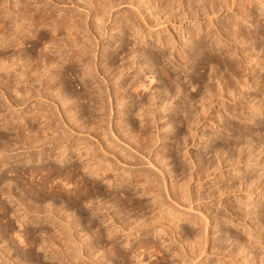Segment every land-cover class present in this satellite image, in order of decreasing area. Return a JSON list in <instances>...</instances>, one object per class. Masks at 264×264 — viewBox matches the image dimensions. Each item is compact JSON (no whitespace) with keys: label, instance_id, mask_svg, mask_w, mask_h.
I'll list each match as a JSON object with an SVG mask.
<instances>
[{"label":"rangeland","instance_id":"obj_1","mask_svg":"<svg viewBox=\"0 0 264 264\" xmlns=\"http://www.w3.org/2000/svg\"><path fill=\"white\" fill-rule=\"evenodd\" d=\"M20 1L21 0H19V2ZM30 1L33 5L41 7H43V5H49L50 8L55 11L57 18L66 16V14L69 16H75V14H77L75 18L81 19V30L85 38H87L86 42H89L90 37L92 40V32L96 31L98 21L96 23V21L89 16L88 9L83 5L84 0ZM111 1L114 2V5H111L112 8L110 7L107 15L104 16L103 21L105 22H102L103 26L109 28L115 20L124 19L126 17L131 20L133 19L134 24L130 25L129 32L125 31L123 35L117 32V29L107 31L106 28L101 27V25L100 32L102 36L99 38L97 44L93 41L89 49L97 54L98 59L92 57V60L100 67L101 64L106 62L104 60L105 56L102 55L103 44L107 43L108 40H114L116 46L105 53H111L110 57L114 62L112 68L115 71L119 67H122V63H129L133 61V58L134 61H137V66L130 68L125 73L124 77L122 76L109 82L111 89H115L122 83H127L124 92L126 95V104L128 105L131 100L135 101L134 105L127 108V113L125 112L123 117H120L119 113L120 109L123 107L122 103L115 102L114 97H116V94H112L113 102L111 101L110 103L107 98V91L103 87L104 85L100 79L98 80L101 82L103 91H105L102 98L107 114L102 115V121L97 123V126V124L92 122L90 117V114L93 113V108L91 106L93 97L91 95H89L90 97L88 96V98L73 96L72 99L65 104L55 96L54 92L50 93V90H45L46 79L44 76L36 77L37 79L34 78V76L29 79L23 77L18 83L21 68L17 71L15 69H10L6 73H0V113H4L8 121H11V124H2L0 122V207H8V213L5 215H3L0 210V237H2L0 238V246L11 249L10 257H4L0 253V264H14L13 261H16L17 258H19L22 263L25 262L26 264H98L99 254L101 253L105 254V257L109 259L112 264H177V259L173 255V251H177V247L181 252H185V249L188 248L189 250L191 248L190 246L192 245L187 247L181 243L180 238L182 239L188 236L189 239L191 238L190 240H192V238L194 239L198 232V225L193 222L191 223L190 219L195 217L200 223V209L205 211L208 216L210 215V221L207 227L209 228V236L211 238L225 234L226 231L231 235L227 242H222V250L226 251L235 244L233 235H237L240 242L245 243L249 237V233H252L248 231L249 223L252 221L254 226L257 223V219H253L255 215L250 218L249 216H245V218L240 217L238 219L236 214L233 213L232 220L236 223V226L227 222L219 224L217 230L215 225L218 224V220L213 218L214 214L219 211L222 219H229L230 213L234 212L235 208L241 206V208L244 209L243 202L249 201L252 203L258 199L260 203L264 198V195H262L264 194V190L261 191L264 182V167L259 168V166L255 164V160L253 162V167L249 168V163L245 160L248 155L247 152L251 148L247 147V144L243 145L242 161L239 165L221 167L220 170L216 172V177L221 176V181H226L229 184L234 180H239L240 175L243 174L249 176L251 180L254 178L259 179L257 184L258 187L254 191H252L253 189L250 190V188H247V190H245V188L240 190V188L239 190H235L236 192L233 191L227 194V199L231 202V206L226 207L220 202H216L212 197H209L208 193L216 188V184L211 181L213 180V174H210L209 170H201L200 168V172H204L200 179L196 174V170L201 167V165L206 166L207 163L213 159L208 144L210 143L211 135L215 133L216 130L221 134V136L216 139V142H218L227 138L230 139L235 135V131H229L225 128V126L228 125H234L232 127L237 128L240 123L244 122L252 123L257 126L260 124V126L264 127V96L261 97V95L258 94V88L264 90V82L261 85L262 82L259 80V76L264 75V47L262 46V44H264V38L254 37L250 34L255 29L264 33V2L255 0L252 5L249 7L246 6V10L249 13V15H246V11L245 13L242 12V10H244V6H242L243 3L240 4V2L238 3L237 1V6H232L230 0H222L223 2L219 5L215 4L214 7L209 5L207 0H195L194 3L188 0H168L169 3L166 1L163 2V0L159 2L157 0H131L130 3H128L130 0H128V2H122V0ZM9 2L10 8L13 9L16 7L15 2L17 3L18 0H10ZM162 2L169 9L165 8ZM6 5L7 3L5 0L0 1V12L7 10ZM230 7L231 9H229ZM233 7L236 8V12L239 15H237L236 18L239 17V28L241 32H243V36L241 35V37L238 38L239 41L237 39L235 42L229 40V38L226 39L225 35V37L216 35L218 37L216 38L220 41L219 45L210 42L206 44L208 47L206 46L207 50L205 51V56L219 61L222 59L221 63H223V65L224 63L225 65H230L233 60L239 58L241 60V55L238 54L241 46L246 48L253 43L254 48L252 53L256 55V60L259 61L260 58L262 62L261 67L254 64V61L250 62L249 65H252L253 68L250 74L255 76L258 81L256 82L255 88L253 87L254 89L248 88L244 91L242 90L243 95L239 96V93H237L236 96L234 95V99L226 93H220V86L223 85L222 82L227 80L229 83L230 81L232 84L235 83V81H233L234 78H231L228 72L224 71L225 69L223 67H221V71L217 69L218 74L222 76L226 74L223 76V80H226L222 81L221 84L217 78L214 79L212 77L214 73L213 69H216L214 68L215 65L200 64L198 57L195 66L191 70H187L184 60H177V55L182 49L181 42L188 37V28L193 30L195 34L194 40H199L200 37L207 32L216 33V29L219 28L218 26L220 24H222L225 29L228 24L227 16L232 13ZM239 7L242 9L239 10ZM138 11L142 14V18L139 17ZM241 12L245 15H241ZM87 23L88 25L90 24L91 31L87 28ZM40 29V33L45 35L46 38L40 40L37 37H30L29 39L27 38L22 45L25 50L33 52V63L39 52L48 50V45H50L53 39V32L50 30V27ZM34 45L37 46L36 49H32ZM226 47L232 48V54H230L229 51L225 52V50H227ZM16 49L17 47L14 46H9L7 48L1 47L0 59L6 61L8 58H13ZM246 52H248V48H246ZM146 58L151 63H154V61L157 63L151 66L154 70V74L152 75L154 78L148 75L151 73L147 70L148 67L142 63L143 59ZM159 63L166 65L171 70L172 86L174 89L170 92L168 101L166 102L167 104H162L164 107L167 106V109L164 111L165 118L157 123L160 125V123L167 122L166 127L156 133L154 132L155 130H153L154 127H152L153 129L151 130L154 135L161 134L160 132L163 134L166 130L167 138L158 139L149 150L147 149L148 151H142L138 149L136 143L132 140H127L128 138L125 137V135L126 132H135L134 134L138 135L143 131L142 129H144V120L139 116V108L144 107V105H141V103L144 102L142 97L145 98V96H149L152 92L156 91H161L160 94L164 95V89L170 86L169 80L160 73V66L162 65ZM71 68L73 69L71 63L65 64V70L63 71V75L65 74L64 87L66 90L76 95L83 92V84L80 81L82 75L79 74L76 67L72 72H69L68 69ZM236 69L244 75L243 78H246L245 74L249 72L248 70L242 72V67L239 65L236 66ZM136 71L139 73L138 77L132 78V75ZM216 72L215 70V73ZM228 76L230 77L229 79ZM202 79L207 82L210 87L215 88L218 85V90H220L219 93H213L216 97L214 95L210 96V101L208 99V101L203 100L208 91L201 95L197 94L198 89H204L201 87L200 83H197L198 80L201 82ZM219 84L221 85L219 86ZM136 86L139 87L135 90L134 88ZM220 94H222V96ZM253 97L255 98L253 99ZM240 99L242 100L241 104H239ZM258 100L260 101L258 102ZM72 102L74 106H76L74 111L77 113L74 117H79V120L85 124L82 128L77 124L78 122H74L73 116L65 111L67 105ZM258 103L262 107V113L255 109L254 111L256 113L251 116L252 120H250V122L248 119L252 114L250 107L252 104L258 105ZM242 104L245 106V109H241L243 106ZM110 105L113 109L111 116H109ZM179 106L181 109H187L186 112L188 116L190 115V118L188 117L189 119H187L188 122H185V112L180 113ZM246 106H248V108H246ZM37 110H42L51 121L52 127L49 130V137L44 140V142H39L35 145H23V141H21L22 145L20 144L21 142L16 143V136L13 132L14 125H19L21 123L23 124L22 126H24V133L32 134V132H34L35 129H39L41 123L45 121L43 118H39V116H36L35 119L30 121L29 118L31 117V113ZM203 111H205L206 115L203 114ZM119 120H126L128 123L127 131H122L117 128ZM29 124L31 128H28ZM96 126L99 128H94ZM29 129L31 130L29 131ZM110 130H113V132ZM258 132L259 131H256L255 135H257ZM259 136L264 137V135ZM248 138L251 140L253 139V137L250 136H248L247 139ZM252 143L253 148L251 150H253L254 154H257L261 147L254 142ZM77 147H81L80 152L85 154V152L88 151L90 154L86 156L83 155L82 157L76 156ZM158 150H162L166 154V159L160 163H158V160L154 157L155 152H158ZM69 156L71 157L68 159ZM262 156V159H264V152ZM147 158L151 159L157 168L155 167L154 169V166H149L150 164H147ZM60 159L64 160L61 161ZM87 161H90V165L93 166L94 164L97 167L94 166L93 168L90 167V169H87L85 166ZM164 163L166 164L164 165ZM35 168L38 169V172L33 179L30 177L28 170ZM103 168H107V171L102 175L99 171ZM10 170H16L17 172H11ZM65 171L71 173L70 179H66L68 182L65 180V175L59 174V172ZM141 173L146 174V181H148L147 185L149 183L152 184V186L158 187V199H160V203H158L159 208L157 204L153 202L150 195L142 193V185L137 184L133 180L135 174ZM190 174L192 179L187 185V197L185 200H177V195L175 194L177 190L173 192L174 189L173 186H171V182H182L187 179ZM230 174H233L232 179H229ZM44 177H47L48 184L54 185L56 190L62 185L67 189H71L73 185L76 184L81 190H87L91 193L90 200L92 199V201H86L82 196L73 198L72 194H64L61 192L60 196L64 198L65 202H52L49 200L41 202L36 199V194L32 192L36 191V183L41 182ZM124 178L126 181L123 182ZM31 180L34 181L31 182ZM237 185L238 183H235V186ZM31 188L32 192L30 190ZM8 189L10 192L7 191ZM24 191L27 193V199H29V203L25 202V204L18 200L20 199L19 196L21 192ZM50 191L51 190L48 191V194L59 196L57 192L55 194L54 191H52V193H50ZM190 193H192V196L198 195L201 196V198L198 200L193 199L191 202ZM129 205H141L143 209H131ZM18 206L20 209L16 210ZM188 206L192 208L189 209ZM29 207L31 209H29ZM48 207L52 212L45 211ZM92 209H94L93 213L91 212ZM156 210L159 211L162 217L159 227L165 228V232H167L168 235L161 234L162 237H156L152 232L141 233L145 231L146 226H142L140 228L141 230H129L128 232L126 229L123 230L120 227V220L130 222L137 216L144 215L147 217ZM250 210L255 211V213L258 212V208L253 205L250 206ZM116 211L118 214L113 215ZM67 213L69 217L65 216ZM177 217L181 218L179 227H176ZM73 218L78 220L73 223L75 221ZM49 219H52L55 224L53 225L51 224L53 222H48L47 220ZM68 223L72 226L70 232H67L70 233L71 238H69V240L71 243L66 241V245H64L63 241H58V239L61 240L64 236L58 234L59 232L57 230L59 229L57 228L62 225L68 226ZM78 223L80 224L78 225ZM262 225L264 226V224ZM38 226L45 228V231H39ZM80 228L83 229L80 230ZM112 228H114L113 232L109 234V229ZM213 229L216 230L215 234L212 233ZM61 230L63 229H60V231ZM261 231L264 233V228H259L257 232ZM127 233L129 234L127 236L129 244H125L126 238L124 235ZM87 235L92 239L93 245L95 248L99 249V252L95 251L97 249L94 248L95 250H93L95 252L92 250L89 254H86L85 239ZM262 235L264 236V234ZM1 239H3L4 242H2ZM152 240L154 242L157 241L161 247V252L158 253L154 248L146 249L142 247L139 250L142 255H140L138 259H134L133 252L138 245ZM218 241L219 239L212 238L208 246L202 243L201 250H206L205 254H209L211 246ZM61 242L62 245L60 244ZM262 247L264 248V241ZM260 249V247L256 249L258 258H255L250 264L261 263L259 259L261 256L263 257V254ZM188 250H186L187 254L189 253ZM121 252H126V257L124 259L118 256V253ZM187 254L185 255L187 256L185 257V261H187L188 264H204L201 263L202 260L208 261L206 258L207 256L201 254L197 256L198 258L195 257L191 263V255L189 253V258ZM209 257L210 262L207 264H219V260L215 255H209ZM220 257L223 260L227 258L224 253H222ZM226 264L232 263L227 262Z\"/></svg>","mask_w":264,"mask_h":264},{"label":"bare ground","instance_id":"obj_2","mask_svg":"<svg viewBox=\"0 0 264 264\" xmlns=\"http://www.w3.org/2000/svg\"><path fill=\"white\" fill-rule=\"evenodd\" d=\"M5 1L7 3V5H6L7 10L0 12V48L1 47L7 48L9 46H14V47H17V49H16V52L13 51L14 52V55H13L14 57L12 56L13 58H10V59L6 58L7 59L6 61H4V60L2 61L0 59V73H6L10 69H15L17 71L18 69L21 68V71L19 72L20 77L18 78V80H19L18 83L22 80L23 77L25 79H29L32 76H34V78L44 76L46 79L45 80V90H50L51 91L50 93L54 92L55 96L58 97L59 100H61L65 104L67 103V101L71 100L73 96L88 98V96L91 95L93 97V99H92L93 102L91 104V106L93 108V113L90 114V117L92 119V122H94V124L101 122L102 121V115L107 114L106 113L107 110L105 111V104H103L104 100L102 98L103 93H105V91H103V89L101 87V82L103 83V85H104L103 87L107 91V94H108L107 98L109 99L110 103H111V101L113 102L112 94H116V97H114L115 102L122 103L123 107L119 111L120 117H123V115L125 114L128 107L135 104L134 100L129 101L128 105L126 104V95L124 92H125V85L127 83H125V84L122 83L121 85L117 86L115 89H111L109 82H111L113 79L120 78L122 76L124 77L125 73L130 68H133V66H137V61H134V58H133V61H131L129 63H126V64L122 63L121 64L122 67L121 68L117 67L118 69L115 71L112 68V65L114 62L110 57L111 53L110 54H109V52H108V54L105 53L107 51H110V49H112L116 46V44H115L116 42L114 40H110V41L108 40L107 43L103 44L102 55L105 56L104 60L106 62L101 64L100 67L97 65L96 62H94V60H92V57L97 58V54H95L94 52H92L89 49L91 44H93V41H95V43L97 44L99 38L102 36V33L100 32L101 31L100 30L101 25H102L101 27L106 28L107 31L117 29V32H120L123 35L125 31L129 32L128 31L129 26L134 24L133 19L131 20L130 18L126 17L124 19L115 20V22H113L109 28H107L106 26H103L102 22H105V21H103V18L105 15H107L108 9H110V7L112 8V6L114 5V2H112L111 0H104V2H103V0H101L102 2L100 0H84L83 5L85 6V8L88 9L89 16L92 19H94L96 21V23L98 21V23L96 25V31L92 32L93 38L91 40L90 39L91 37H90L89 42L87 43L86 42L87 38H85V36L83 35V31L81 30V25H82L81 19L75 18L77 14H75V16H69L68 14H66V16H62L60 18H57L55 11L52 10L49 5H43V7H41L38 5H33L30 0H21L20 2L18 0L17 3L15 2V4H16L15 6L17 8L14 7L15 9L14 8L11 9L10 8V2H9L10 0H5ZM77 1H79V0H77ZM125 1L128 2V0H122V2H125ZM157 1L159 2L160 0H157ZM164 1L168 2V0H163V2ZM188 1L189 2L191 1L192 3H194L195 0H188ZM200 1H203V0H200ZM207 1L209 2V5H212L213 7L215 4L219 5L221 2H223L222 0H207ZM230 1H231L232 6L233 5L237 6V1H238V3L240 2V4L243 3L242 6H244V10H242V12L245 13V11H246L247 12L246 15H249L248 11L246 10V6L249 7L250 5L253 4V2H255V0H230ZM261 1L264 2L263 0H261ZM122 2H120V3H122ZM130 2H131V0L128 3H130ZM163 5H164V3H163ZM164 6H163V9H164ZM165 8H168V7L165 6ZM229 9H231V7ZM234 9L232 10V13H230L227 16L228 17L227 18L228 19L227 27L224 29V26L222 24H220L218 26L219 28L216 29L217 30L216 33L207 32V33L203 34L199 40H194L195 34L193 33V30L191 28H188L187 29L188 37L184 41L181 42L182 43L181 44L182 49L179 51V53L177 55V60H184V63H186L187 70H191L195 66V62H196L198 57H199V63L200 64L215 65L214 68H216V69H213L214 73H213L212 77L214 79L217 78L220 83L222 81L226 80V79L223 80L224 79L223 76H225L226 74L223 76L221 74H218V70H220V69L222 70L221 67H223L225 69V70L224 69L223 70L225 72L227 71L228 74L231 76V78L235 79V80L233 79V81H235V83L232 84L231 81L229 83V81H227V80L225 82H222L223 85H221L222 83L219 84V86L221 85L220 86L221 87L220 93H224V94L226 93L232 99H234L233 97H234V95L236 96L237 93H239V96H242L243 95L242 90L244 91L248 88H253V87L255 88L256 82L258 80H257V78H255V76L250 74V71L253 68H252V65L250 66L249 64H250V62L254 61V64L261 67V62H262L260 58H259V61L256 60L257 59L256 55H254V53H252V50L254 48L253 43H251L248 47H246V48H248V52H246L245 47L241 46L239 49L240 52H238V54L241 55L240 56L241 60H240V58L236 59V60L232 59L233 61L231 62L230 65H227V64L225 65V63L223 65V63H221L222 59H221V61H219V60H215L214 58L205 56V51L207 50V47H208L206 44H209V42H210V43H214L216 45H219L220 41H219V39H217L218 37L216 35H219V37L221 35L222 36L225 35L226 37L225 36L224 37L226 39L229 38V40H233L236 42L237 39L239 37H241V35L243 34V32H241V30L239 28V26H240L239 25L240 22L238 20L239 17L236 18V16L238 15L236 12V8H234ZM241 9L242 8H240L239 10H241ZM211 11H213V10H211ZM242 12H241V15H245ZM138 15H139V17H141L142 14H140V12L138 11ZM87 25H88V23H87ZM45 27H50V30L53 32V33L51 32L53 34L52 35L53 39L51 40V42L49 41L50 45H48L49 46V48H47L48 50H45V51L43 50L42 52H39L37 54L36 60L33 63L32 62V58L34 57V55L32 54L33 52L29 51V50H25L22 45L24 44L25 40H27V38L29 39L30 37H32V38L37 37L40 40L43 38H46L45 35L40 33V30H41L40 28H45ZM87 28L89 29V31H91L90 24L87 26ZM222 30L224 33L222 32ZM138 31H140V30H138ZM250 34L254 37L264 38V33L259 32L256 29L253 32H251ZM238 41H239V39H238ZM262 46L264 47V44H262ZM36 47L37 46L34 45V46H32V49H36ZM12 49H15V48H12ZM45 49H46V47H45ZM226 49L227 50H225V52L229 51L230 54H232V52H233L232 48L226 47ZM235 54H236V52H235ZM57 56L60 58H58ZM66 63H71V65L73 67V69L72 68L68 69L69 72L70 71L72 72V70H74L76 67L79 74L82 75V77L80 79L81 83L83 84V92L82 93H78L75 95V94H72L71 92H69L68 90L65 89V87H64V83H65L64 75L65 74L63 75V73H64L63 71L65 70V64ZM142 63H144L145 66L148 67V69L147 68L146 69L149 70V72L151 73L148 75L151 76V78H152L153 77L152 75L154 74V70L151 66H153L154 64H157V63H155V61H154V63H151L148 61L147 58L143 59ZM160 65H162V66H160V73L163 74L169 80L170 86H168L164 89V91H165L164 95L160 94L161 91L160 92L156 91V92H152V94H150L149 96H145V98L142 97L144 102H142L141 105H144V107L139 108V112H140L139 116H141L142 119L144 120V126H143L144 129H142L143 131L138 135L134 134L135 132L134 133L126 132V135H125V137L128 138L127 140H132L134 143H136V146L138 147V149H140L142 151L147 150V149L149 150L150 147L154 143H156V141L158 139L165 138L167 135L166 130L163 134H162V132H160L161 134H155V135L153 134V132L151 130V129H153L152 127H154L153 130H155L154 132L156 133V132H159L162 129H164V127H166L167 122H164L162 124L160 123V125L157 123H158V121L165 118L164 111L167 109L166 108L167 106L164 107L163 105L168 101L171 90L174 89L172 86L171 70L164 64H160ZM238 65L240 67H242V72L243 71L245 72V70L249 71V72H246V74L244 73L246 78L245 77L243 78L244 75L237 71L236 66H238ZM215 70L217 71L216 73H215ZM139 72H140V70H139ZM138 74H139L138 71H136L132 75V78L138 77ZM259 77H260L259 80H261L260 82H262L261 83V85H262L264 82V75L259 76ZM229 78L230 77L228 76V79ZM98 79H100L101 82H99ZM197 83L198 84L200 83L201 87L204 88L203 90H201V89L197 90L198 95H201L202 93H204V92L206 93V91H208V93H206V95L204 94L205 96H204L203 100H207V99L209 100L210 96H213V95L215 96V94H213L214 92L219 93V91H220V90H218V85L215 88L210 87V85L207 82H205L203 79L201 80V82L198 80ZM230 86L232 87V89ZM138 87L139 86H136L134 89L136 90ZM199 87H200V85H199ZM258 91H259L258 94H260L261 97L264 96V90L263 89L258 88ZM220 95L222 96V94H220ZM254 98L255 97H253V99ZM259 101L260 100H258V102ZM241 102H242V100L240 99L239 104H241ZM222 106H224V105H222ZM75 108H76V106H74V104L72 102L71 104L69 103L67 105L65 111L69 112L70 113L69 115L73 116L72 118H74L73 119V120H75L74 122L75 123L78 122L77 124L82 128L85 124L81 120H79V117H74L77 114L74 111ZM246 108H248V106H246ZM250 108L252 110V111L250 110L252 112V114L248 118L249 121L252 120L251 116H253V114L256 113L254 111L255 109H257V111H260L262 113V110H261L262 107L259 103H258V105L252 104ZM241 109H245V106L243 105L241 107ZM112 110L113 109L110 105V110H109L110 115L109 116H111ZM186 110L187 109H181V107H180V113L185 112V115H184L185 122H188L187 119L190 118V115L188 116ZM203 114H205V111H203ZM36 116H39V118H43L45 121H43L41 123L39 129H35L34 132H32L33 131L32 130L31 131L32 134H28V133L25 134L24 133V126H22L23 124H21V123L19 125L13 126V132L15 133L16 140H17L16 143H20L21 141H23V145H25V144H27V146L28 145H35V144H38L39 142H44V140H46L49 137V130L51 129L52 124H51V121L49 120L48 116L42 110H37L36 112L31 113V117L29 118L30 121L35 119ZM202 118H204V117H202ZM169 119H173V118H169ZM0 122L2 124H11V121H8V119L6 118V115L4 113H0ZM224 125H225V123H224ZM29 126H30V124H29ZM29 126H28V128H31V126L30 127ZM97 126H98V124H97ZM97 126L94 128H99ZM127 126H128V123L126 122V120H119L117 128L122 130V131H127V128H128ZM232 126H234V125H232ZM232 126H229V125L225 126V128H227L229 131L233 130L236 132L235 135L232 136L230 139L227 138V139H224L222 141L216 142V139H218L221 136V134L219 133L218 130H216L215 133H213L211 135L210 143L208 144V148H209V151L211 152V154L213 156V159H211L207 163L206 166L201 165V167L197 168V170H196V174L199 176L200 179L203 176L202 173H204V172H200V168H201V170H206V171L209 170L210 171L209 173L213 174V180H211V181L214 182V184H216V188L208 193L209 197H212V199H214L216 202H220L222 205H224L226 207L231 206V202L228 201V199H227V194H229L235 190H239L240 188H241L240 190H243L244 188H245V190H247V188H250V190L253 189L252 191H254L258 187L257 184L259 182V179L254 178L251 180V179H249L250 178L249 176L243 174V175H240L239 180H234L232 183L229 184L226 181H221V179H220L221 176L216 177V172L219 171L221 167H233V166L239 165V163H241V161H242L243 145L247 144V147H250L252 149L253 148L252 142H254L259 147H261V149L257 154H254L253 150L249 149L247 152L248 155H247V158L245 161L247 163H249V168L253 167V165H254L253 162L255 160H256L255 164L258 165L259 168L264 167V159H262V157H263L262 154L264 152V137L259 136V135H264V127L260 126V124L257 126L255 124L253 125L252 123H244V122L240 123L238 126L236 124L237 128L232 127ZM30 130L31 129H29V131ZM110 131L113 132V130H110ZM256 131H259L258 132L259 135L258 134L255 135ZM248 136L253 137V139L252 140L249 138L247 139ZM20 144L22 145V142ZM76 150H77L76 156H78V157H82L83 155L86 156V155L90 154V152L88 153V151H86L85 154L80 152L81 147H77ZM163 151H164V149H163ZM163 151L158 150V152H155V155L153 154L154 157H156V159L158 160V163L163 162V160L166 159V154ZM70 157L71 156H69L68 159ZM64 159H60V160L63 161ZM13 160H14V158H13ZM15 160H16V158H15ZM89 162L90 161H87V163L85 165L87 169H90V167L93 168L95 166L94 164H93V166L90 165ZM147 164H150L149 166L152 165L151 167L154 166L153 167L154 169H155V167L157 168V166H155L153 164V162L151 161V159H149V158H147ZM165 164L166 163H164V165ZM195 165H197V164H195ZM95 167H97V166H95ZM10 171L12 172V171H16V170H10ZM28 171H29L30 177L33 178L34 176H36L38 169L35 168V169H30ZM106 171H107V168H105V169L103 168L99 172H100V174L103 175L106 173ZM59 174L65 175V177H66L65 180L66 179L69 180L71 177V173L69 171H65V172H61V173L59 172ZM97 174H98V172H97ZM232 175L233 174H230L229 179L233 178ZM0 179H1V176H0ZM191 179H192V176L190 174L189 177L187 179L183 180L182 182L177 181V183L176 182H171L172 184L170 183L171 186H173V189H174L173 192H176V190H177V192L175 193L177 195V200L178 199L179 200H181V199L185 200V198L187 197L186 193H188L187 185ZM210 179H212V178H210ZM68 180H66V182H68ZM133 180L137 184L142 185V188H143L142 193L150 195L151 198L153 199V202L155 204H157V206H158V203H160L159 202L160 199H158L159 198L158 197L159 196L158 187L152 186V184H149V183L147 185L148 181H146L147 180L146 174H143V173L135 174ZM33 181L34 180H31V182H33ZM124 181H126L125 178L123 179V182ZM235 183H238V185L235 186ZM144 185H146V186H144ZM55 188L56 187L54 185H49L47 177L46 178L44 177V179L41 182L36 183V191L32 192V188L30 190L32 193L36 194V196H35L36 199H38L41 202L49 200L52 202H62L63 203V202H65V200L63 197L60 196L61 192L64 194L70 193V194H72L73 198L82 196V198L84 200L90 201V202L92 201V199L90 200L91 193L87 190H81V188L79 186H77L76 184L73 185V188H71V189H67L63 185L58 187L57 190ZM49 190H51L50 193H52V191H54L56 194V192H57V194L59 196H55L53 194H48ZM262 190H264V182L262 184L261 191ZM7 191H9V189ZM184 191H186V192H184ZM14 192H16V191H14ZM183 192L185 193L186 196L184 195ZM215 194H217V195H215ZM26 195H27V193L25 191L21 192V194L19 196L20 199H18V200H20L24 204H25V202L29 203V199H27ZM262 195H264V194H262ZM174 197H175V195H174ZM190 197H191V202L193 201V199L198 200L201 198V196H198V195L192 196V193H190ZM22 203H19V204H22ZM243 203H244V205H243L244 209H242L241 206H238L237 208H235L234 212L230 213L229 219H222V216L219 214L220 213L219 211L216 212V214H214L213 218L218 220V224L215 225L217 230H218L219 224H223V223H227V222L236 226V223H234L232 220V214L233 213L236 214L238 219L240 217L245 218V216H249V218H250L253 215H255V216H253L254 217L253 219H257V223L255 226L253 225L252 221L249 223L248 231H250L252 233H249V237L247 238V241L245 243H241L239 240V237L237 235H233L234 236L233 240L235 241V244L233 245V247L229 248L227 251L222 250V242L223 241L227 242L229 240V237H231V235H229L228 231H226L225 234H222L224 236L219 235V236H216L215 238L212 237L213 239H219V241L217 243H214L211 246L209 254H205L206 250H203V251L201 250L202 243H204L206 246H208L210 240L212 239L209 236L210 231H209V228L207 227V224L210 221V218H209L210 215L208 216L205 211H203L199 208L200 209V215H201L200 216L201 222L199 223L195 219V217L190 219L191 223L193 222L194 224L198 225L197 226L198 232L195 235L194 239L192 238V240H190L191 238L189 239L188 236H185V238H182V239L179 237L181 243H183L187 247L189 245H192V246H190L191 248L188 250V248L186 247L187 249H185V252H183V251L181 252L180 249L177 247V251H173V255L177 259V264H188L187 261H185V257H187V256H185L187 254L186 250H188V252L191 255V260H190L191 263H192V260L195 259V257H197L198 255L205 254L207 256L206 258L208 259V261L206 262V261L202 260L201 263H204V264H207L208 262H210L209 261V258H210L209 255H215L219 260L218 261L219 264H226L227 262H230L232 264H250L255 260V258H258V255L256 253V249L258 247L261 248L260 250H261V253L263 254V257L261 256L259 261H261V263L264 264V248L262 247V243L264 241V236L262 234H264V233H262V231L257 232L259 228L260 229L264 228V226L262 225V224H264V198L260 203H259L258 199L252 203L249 201H246ZM32 204H31V206H32ZM251 205L258 208L257 213H255V211L250 210ZM129 207L131 209H133V208H135V209L137 208L139 210L143 209V206H141V205H136V206L129 205ZM189 207L190 206H188V208ZM158 208H159V206H158ZM191 208H189V209H191ZM18 209H20L19 206L16 208V210H18ZM29 209H31V208L29 207ZM0 210H1L3 215L8 213V207L1 206ZM46 210L50 211L49 207H48V209H45V211ZM185 210H187V209H185ZM239 211H241V212H239ZM50 212H52V211H50ZM91 212L93 213L94 209H92ZM52 214H54V213H52ZM114 214H118L117 211L115 213H113V215ZM159 215H160L159 211L156 210V211H153L147 217H145L144 215L137 216L134 219H132L130 222H125L124 220H120L119 224H120V227L123 230L126 229L127 232L129 230H134V231L141 230L140 228L142 226H144V227L146 226L147 229L145 227V231H142L141 233L152 232V234L156 235V237L157 236L162 237L161 234L168 235V233L165 232L166 231L165 228L159 227L160 221H162V217H161V215L160 216ZM65 216H68V213ZM115 216H117V215H115ZM73 219L75 220L73 223H75L78 220V219L76 220L75 218H73ZM180 220H181V218L177 217L176 227H179ZM47 221L53 222V223H51L53 225L55 224L54 221H52V219L51 220L49 219ZM71 221H73V220H71ZM60 224H62V223H60ZM79 224L80 223H78V225ZM76 227H77V225H76ZM71 228H72V226L70 225V223H68V226L62 225L61 227L57 228L59 230L55 229L59 232L58 234H62L61 236H64L62 239L60 238L61 240L58 239V241H63L64 245H66V241L71 243V241L69 240V238H71L70 233H67V232H70ZM60 229H63V230L60 231ZM81 229H83V228H80V230ZM113 229L114 228L109 229L108 233L109 234L112 233ZM38 230L39 231H45V228H42V226H38ZM85 231H87V230H85ZM215 231L216 230L213 229L212 233L215 234L216 233ZM128 235H129L128 233L124 235V237L126 238L125 239L126 241L123 239L125 241V244H129V240L127 239ZM82 236H83V234H82ZM0 238H2V237H0ZM85 240H86L85 241V250H87L86 254H89V252L92 251L95 248V246L93 245L92 239L89 237V235L86 236ZM1 241L4 242L3 239H1ZM158 241H160V240H158ZM32 243H34V242H32ZM60 244L62 245V242ZM142 247H144L146 249L154 248L155 251H157L158 253L161 252L160 245L157 243V241L154 242L152 240L150 242H145V243H142L141 245H138V247L133 252V258L134 259L135 258L138 259V257L140 255H142V253L139 251ZM95 249H97V248H95ZM10 250H11L10 248L1 247L0 253L4 257H10L9 256ZM95 251L99 252V249H97ZM115 252H116V250H115ZM125 253H123V252L118 253V256H120L121 258L124 259L126 257ZM189 253L187 255H189ZM222 253H224V255L227 256V258L225 260H223L220 257ZM190 255H189V258H190ZM14 260H16V259H14ZM13 262H14V264H26L25 262L22 263L19 260V258H17V260L13 261ZM98 264H112V262L109 261V259H107L105 257V254L101 253V254H99V263Z\"/></svg>","mask_w":264,"mask_h":264}]
</instances>
